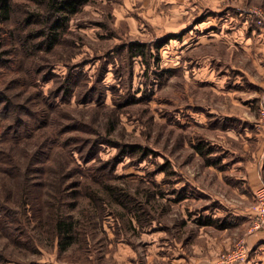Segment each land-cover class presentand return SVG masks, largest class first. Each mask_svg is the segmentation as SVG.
Listing matches in <instances>:
<instances>
[{
    "label": "rangeland",
    "instance_id": "obj_1",
    "mask_svg": "<svg viewBox=\"0 0 264 264\" xmlns=\"http://www.w3.org/2000/svg\"><path fill=\"white\" fill-rule=\"evenodd\" d=\"M252 8H258L260 13L252 15L249 10ZM258 18L263 21L259 23ZM263 28L264 0H86L82 10L71 17L70 32L66 36L74 39L81 37L84 44L81 50L76 48L80 53L74 60L84 59L87 62L84 68L89 72L97 64V56L105 53L109 57L110 63L103 82L114 86L118 101H123L119 95H125L126 98L125 103L120 105L122 113L119 125L112 133L114 138L120 144L140 143L153 151L148 159L138 164L126 156L116 167V182L137 194L147 209V217L138 221L115 202L112 206L114 217L107 215L100 220L94 215L96 226L90 240L93 253L88 259L77 256L73 259L68 254H59L57 247L39 231L37 249L14 246L2 234L0 248L18 260H36L38 264H179L177 255L183 249L176 245L177 240L188 235L189 240L196 238L191 235L195 231L192 222L186 226L180 224L181 217L187 216L184 209L189 207L194 210L204 200L196 187L197 191H193V194L188 191L195 198L178 204L174 201L175 193H171L169 188L176 186V165L181 164L186 172L183 171L185 177L191 179L193 176L194 180L196 178L211 192L239 202L218 174L203 166L201 158L191 147L199 130H205L210 137L239 148L236 138L186 123L189 120L183 118L182 113L201 105L216 112L233 113L253 122L260 115L263 122L261 112L264 110V97L260 90L254 93L246 90L245 75L234 86L238 90L234 92L238 94L234 97L227 92L230 88L227 83L221 88L193 84V78H201L193 70L210 58L212 62L207 63L210 66L214 64L218 72L231 60L254 75L255 80H261V73L256 72L244 54L247 46L244 37L259 36L264 32ZM131 40L147 42L152 47V54L148 68L140 57L134 58L132 73L128 74L124 53L117 52V48ZM164 40L167 43L157 50L156 46ZM67 50L68 46L60 43L48 55L54 60L53 63H57L61 60L60 55H65ZM155 55L159 58H155ZM64 71L65 67L61 63L55 66L54 72ZM217 75L209 77L204 72L202 78L211 81ZM51 85L50 80L41 86L46 92ZM127 93L130 95L128 98ZM106 94L105 105H111V90L107 89ZM239 96L248 98V103H244ZM61 108L76 116L82 114L87 119L95 118L99 126L104 127L107 108L76 105L74 99ZM52 128L49 127L47 132ZM32 142L29 140L28 144ZM21 145L17 147L19 152ZM115 151V147L103 145L101 158L105 159ZM167 158L172 163L171 174H168L172 176V181L163 184L160 181L165 173L154 171ZM56 165L57 159L53 158L51 167ZM52 168L44 172L48 179H52L55 174ZM150 193L153 195L148 197ZM84 206L91 207L89 199L78 195L70 197L65 210L71 217L78 219L82 216ZM91 211L95 213L92 207ZM235 231L222 232L233 238ZM216 234L222 233L218 231ZM201 242L207 244L204 240ZM260 243L258 246L247 245V259L243 264H264V241ZM184 248L189 249V246Z\"/></svg>",
    "mask_w": 264,
    "mask_h": 264
},
{
    "label": "trees",
    "instance_id": "obj_2",
    "mask_svg": "<svg viewBox=\"0 0 264 264\" xmlns=\"http://www.w3.org/2000/svg\"><path fill=\"white\" fill-rule=\"evenodd\" d=\"M85 2L0 0V234L14 246L37 249L38 234L42 233L57 247L59 254H68L73 259L75 256L88 259L93 253L90 240L96 226L94 215L100 220L107 215L114 217V202L138 221L147 217V209L137 194L116 182V167L126 156L138 164L153 154L140 143L120 144L112 134L119 125L120 105L126 98L119 95L123 101H118L114 86L103 82L109 57L105 53L103 57L97 56L92 72L85 70L84 59L74 60L80 53L76 48L81 50L84 42L79 36L74 39L66 35L70 32L71 17L82 10ZM60 43H65L68 50L60 55V62L53 63L48 53ZM166 43L164 40L156 49ZM151 49L145 41L131 40L118 46L117 52L124 53L127 72L131 74L136 57L149 67ZM58 63L65 67L63 73L54 72ZM50 80L52 85L45 92L41 85ZM107 89L111 90V105H105ZM72 99L76 105L107 108L104 127L95 118L76 116L61 108ZM233 120L225 122L235 125ZM49 127L54 128L47 132ZM204 137L195 134V151L208 164L216 163L214 158L221 161L223 153L211 154L214 148ZM29 140L34 145L28 144ZM103 145L115 147L116 151L103 159L100 154ZM53 158L57 159L54 168L51 167ZM171 165L167 158L154 171L165 173L160 183L172 181L168 175ZM50 168L55 173L52 179L44 174ZM169 190L175 193L176 200L179 197L176 190ZM78 195L89 199L95 213L90 206L83 207L78 219L67 213L65 208L70 197ZM252 199L255 208L250 221L257 213L254 190ZM196 219L218 228L238 222L229 214L223 217L201 214ZM0 264L38 262L18 260L0 248Z\"/></svg>",
    "mask_w": 264,
    "mask_h": 264
},
{
    "label": "crops",
    "instance_id": "obj_3",
    "mask_svg": "<svg viewBox=\"0 0 264 264\" xmlns=\"http://www.w3.org/2000/svg\"><path fill=\"white\" fill-rule=\"evenodd\" d=\"M244 40L248 46V48L247 46L245 47L244 54L250 60L251 65H254L256 72L261 73V80H255L254 75L233 64L231 60L229 64L221 67V70L217 72L214 64L210 66V64L207 63L210 61L212 62L213 59L207 58L208 60L205 63H201L194 68V74L201 78H193L192 83H198L201 87L218 88H221V85L228 84L230 88L227 92H229V94L232 93L231 95L236 97L235 95L238 94L234 92L238 90L234 89V86L239 84L240 77L245 75L244 81L247 84L246 90L250 93L260 90L262 97H264V32L262 31L259 36L252 35V37H244ZM210 56L211 55H208V57ZM204 72L209 77L215 74L218 75L211 81L204 80L202 78ZM224 87L225 89L228 88L227 86ZM241 91L243 90L241 89ZM239 98L244 103H248V98L242 99L243 96H239ZM198 107H203L204 110L191 109L190 111L182 113L183 118L189 120L186 121V123L200 125L201 128L215 130L219 133L236 138L239 148L228 145L221 139L210 137L205 130H199L198 133L205 136V142L214 148L211 154L217 155V152L223 153L221 161L216 158L212 159L216 161V163H206L205 158L195 151L193 146L195 141L194 138L191 142V147L194 153L201 158L203 166L209 170H214L221 181L232 189L234 196L239 202L231 201L232 199H228L226 196L224 197L221 194L211 192L205 185L197 181L196 178L195 181L192 176L191 179L195 181L193 182L190 178L185 177L186 175L183 174L185 170L182 168L181 164L178 166L176 165L178 168H176L177 180L174 189L177 192L176 196L179 197H176L177 199H174V201L178 204L184 203L187 199L195 198L190 194H193V191H197L195 189L196 187L200 190V192H197L203 196L204 200L202 204L194 208V210L189 207H185L184 209L187 216L186 218H183V216L181 217L180 224L186 226L189 222H192L195 226V231L193 230L194 234L191 233V235L196 238H191V240H189L190 238L188 235L184 239L181 238L179 241L177 240L176 245L179 247L181 246L183 249L182 252L177 255L179 264H215V256L222 250L225 251L229 249L234 240L240 237L245 238L249 247L253 245L258 246L261 244L260 242L264 241V229L248 232L250 216L253 214L255 208V203L252 200V190L264 185V122L261 121L260 115H258V119L253 122L233 113L216 112L201 105H198ZM230 118L234 119L235 125L230 122H225L226 119L230 120ZM188 191H190V194ZM201 214H209L212 217H223L229 214L233 215L238 222L231 227L218 228L211 223H199L196 218ZM226 230L229 232L237 230L235 231L236 235L232 238L228 234L222 232ZM218 231H221L222 234H216ZM201 240L206 241L207 244H204ZM184 246H189V249L184 248Z\"/></svg>",
    "mask_w": 264,
    "mask_h": 264
},
{
    "label": "built area",
    "instance_id": "obj_4",
    "mask_svg": "<svg viewBox=\"0 0 264 264\" xmlns=\"http://www.w3.org/2000/svg\"><path fill=\"white\" fill-rule=\"evenodd\" d=\"M252 15L259 14L258 8L249 9ZM259 23L263 20L258 18ZM264 122V110L261 112ZM257 213L251 219L248 232H253L264 227V185L259 186L255 190ZM248 249L247 242L244 237L234 240L231 247L218 254L215 264H241L247 258Z\"/></svg>",
    "mask_w": 264,
    "mask_h": 264
}]
</instances>
